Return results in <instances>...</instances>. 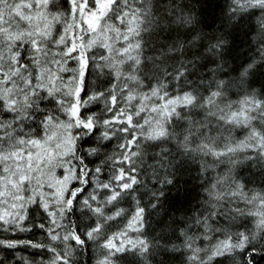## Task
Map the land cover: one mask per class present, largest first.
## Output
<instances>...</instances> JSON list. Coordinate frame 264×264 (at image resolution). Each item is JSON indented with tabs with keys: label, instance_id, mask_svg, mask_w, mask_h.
<instances>
[{
	"label": "snow or ice",
	"instance_id": "1",
	"mask_svg": "<svg viewBox=\"0 0 264 264\" xmlns=\"http://www.w3.org/2000/svg\"><path fill=\"white\" fill-rule=\"evenodd\" d=\"M93 261L264 262V0H0V264Z\"/></svg>",
	"mask_w": 264,
	"mask_h": 264
},
{
	"label": "trees",
	"instance_id": "2",
	"mask_svg": "<svg viewBox=\"0 0 264 264\" xmlns=\"http://www.w3.org/2000/svg\"><path fill=\"white\" fill-rule=\"evenodd\" d=\"M208 13H209V19H211V16H212V14H215V9H213L211 6L208 8ZM32 251H35V250H29V252H32ZM26 255L28 254V253H25ZM93 264H94V261H93ZM261 264H264V262H261Z\"/></svg>",
	"mask_w": 264,
	"mask_h": 264
}]
</instances>
